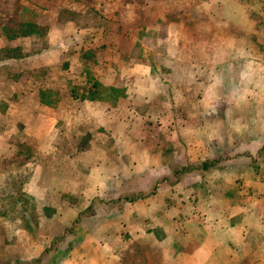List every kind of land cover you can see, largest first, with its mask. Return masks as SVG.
I'll use <instances>...</instances> for the list:
<instances>
[{
  "label": "crops",
  "instance_id": "crops-1",
  "mask_svg": "<svg viewBox=\"0 0 264 264\" xmlns=\"http://www.w3.org/2000/svg\"><path fill=\"white\" fill-rule=\"evenodd\" d=\"M41 1L46 10L32 7L49 15L46 48L23 53L24 36L18 32L11 40V52L20 55L0 59V67L8 66L12 74L11 78L0 76V166L15 156L18 142L36 144L35 153L47 158L43 163H25L30 174L22 192L39 203L41 211L63 213L69 216V223L76 220L73 242L78 246L68 249L54 264H264V171L249 173L246 164L235 169L232 160L217 157L231 149V143L216 141L217 123L226 124L233 116L247 120L240 112L246 106L236 104L231 92L240 80L230 76L232 68L240 73L242 62L244 66L264 60V52L255 50V43L241 31L255 10L259 13L257 35L264 48V3ZM136 5L144 13L148 11V16L154 6L157 14L152 15L163 21L168 20V13L176 14V24L168 28L166 52H159L163 55L159 63L151 61L146 46L137 58L121 48L122 40H136L135 28L120 27L125 20H137ZM186 6H192L189 13ZM180 8L183 13H172ZM145 20L151 21L147 16ZM185 22H202L203 30L185 31ZM219 25L225 29L206 30ZM194 34L214 40L212 50L201 53L190 45L189 37ZM100 39L105 42L101 44ZM71 40L78 46L74 50L68 48ZM0 42L10 41L0 38ZM85 44L105 46L102 51H106L107 61L95 67L110 72L112 86L114 80H120L123 95L111 105L90 96L95 80L86 79L84 72L80 84L85 91L66 94L64 106L42 103L41 86L32 77L24 78V73L58 68L70 79L76 63L82 70H90L84 61L90 51ZM5 46L0 45V50ZM216 77L222 83L210 91ZM199 86L202 91L196 88ZM46 88L55 89L51 84ZM258 100L264 102V96H256ZM138 102L145 107L139 108ZM71 131L82 143L77 152L66 154L61 150L69 145ZM65 138L69 142L59 150L58 142ZM236 147L245 151L262 148ZM237 180L241 188L233 191L231 186ZM237 194L239 201L235 200ZM16 230L13 236L23 241L3 239L5 246L22 249L19 257L23 261L39 260L37 253L29 254L39 239L38 243L24 242L23 229ZM51 257L52 252L40 264Z\"/></svg>",
  "mask_w": 264,
  "mask_h": 264
},
{
  "label": "rangeland",
  "instance_id": "rangeland-1",
  "mask_svg": "<svg viewBox=\"0 0 264 264\" xmlns=\"http://www.w3.org/2000/svg\"><path fill=\"white\" fill-rule=\"evenodd\" d=\"M262 2L264 3V0H261V3ZM41 3V0H0V38L10 41L8 44L5 42H0L1 46L4 44L6 45L5 48L0 50L1 60L6 58H15V56L20 55V52H11V49L13 50L11 40H15L13 38L18 32L24 36V40L21 41L24 48L23 53H36L46 48L47 21H49V15L47 13L45 14L43 12H37V10L32 7L33 5H37V7L40 9L45 8L44 10H46V7L42 6ZM170 8L171 6L166 7L168 10ZM186 8L188 10L187 13H189V10L192 9V6H186ZM257 8L258 7H256V9ZM150 9V16H148V11L144 13L145 10L142 8V6L138 7L136 5L137 20L134 23L127 22L126 20L120 23V27L122 29L129 27L135 28L137 30L136 40L132 41L131 38L122 40L121 48L125 51H128V53L131 51L132 58H137L138 56H142L146 46L148 47L151 61L154 63H159L163 57V55L159 52H166L165 45L166 36L169 31L168 28H173L176 24L174 21L176 14L171 15L168 13V20L163 21L156 19L158 18L157 15H152L157 14V9L154 6L150 7ZM180 9L181 10L177 9V12L174 11L172 13H183V9ZM251 13H253V15L250 17L249 22L245 26L241 27V31L243 34H248V39L255 43V50L258 48L259 51L261 50L264 52V48L262 46L263 43L259 41L260 38L257 35L256 21L259 13L257 14L255 10H251ZM63 16L67 18V15L63 14ZM146 16L151 21H146ZM127 17H129V14L125 15V18ZM262 23L263 22H261V24ZM111 24L113 26L117 25L115 22H112ZM208 29L223 31L225 28L223 25H219L213 27L211 26L206 30ZM184 30L189 32L203 30V23L198 22L196 24H192L191 22H185ZM232 31L236 32L238 30L232 28ZM31 35H33V37H26ZM71 41L73 44L69 42L68 48L74 50L75 47L78 46L75 44L74 40ZM100 41L102 44L105 42V39H100ZM189 42L190 45L192 44L195 48H200L201 53L203 50H207L208 48L212 50L214 46V40L207 39L203 35L196 36V34H194L189 37ZM85 45L88 47L87 49L90 48V51L87 52L88 54L85 55L86 60H84L86 65L90 66V70H82V66H79L76 63V65H74L72 68V77H70V79L65 76L61 70L59 71L58 68L52 71L41 69L39 72H35L33 74L28 72L24 73V78L32 77L41 86L40 94L43 95H40L41 100L44 99L43 101L47 100L49 101L48 103L64 106L68 103L67 99L65 101L66 94L74 92L76 94H80L81 91H85L83 86L80 84V76H83L84 72L86 73V79L95 80L94 83L91 82L92 86L91 90L89 91V93H91V95L89 94L90 96L95 95L96 97L104 100L105 104L111 105L113 102H115V98L123 95L125 88L122 87L120 80H114V86H112L111 80L109 79L110 72L95 67L97 63L107 61L108 57H106L103 53L105 50L102 51L105 46H95V48H91V46L87 44ZM125 55L127 54L125 53ZM67 57H69V55ZM72 57L70 56L71 61ZM98 57H100V61H98ZM74 61L78 62L77 58H74ZM236 61L238 63L239 60ZM255 63L257 65H264V60L262 62L260 60H255ZM101 66H103V63L98 65L99 68H101ZM231 71L232 73L230 78L232 80L238 79L239 70L237 68H232ZM0 76L11 78L10 76H12V74L8 66L0 67ZM260 77V82L264 84V73H261ZM116 83H118V85ZM49 84L53 85L55 89L52 88V90H48L46 87ZM66 85H68V91L65 90ZM196 88L199 90L201 89L202 91L203 87L199 86ZM234 88L235 87H231L232 94ZM254 93L255 95L250 96L247 103H240L246 106L244 108L245 112L243 109L240 112L246 114L247 120L244 121L245 117L238 119L237 117L233 116L230 119H226V124L219 122L217 123L219 134L216 135L217 142L223 141L226 144L231 143V149L222 152L217 157L224 161L232 160L231 165L235 167V169L243 164H246L249 173H254L259 169L264 171V102L262 100L256 101V96H264V90H261L260 88H254ZM221 95H223V93ZM170 103L175 106V103L172 100ZM236 104L239 103L236 102ZM137 106L143 109L145 107V103L138 102ZM237 113L238 112L235 114L237 115ZM261 115H263V117H261ZM245 128L247 129L246 133L240 134L239 131L244 130ZM229 129L231 130L230 134L227 132ZM261 129L263 131L262 133L260 131ZM84 131L85 129H83V132ZM68 135L70 136L69 145H66L64 150H61V147L64 146V143L67 141L68 144L69 142V140L65 138L64 140L58 142L60 148L59 150L66 154H74L79 150L82 142L79 140V137L72 133V131L68 132ZM59 137L63 136L61 135ZM86 137H89V135L86 134L85 139ZM85 139H83V143H85ZM18 143L17 146L20 145V147H18L19 150L16 152L15 156L5 160L2 163V166H0V264H40V262L42 263L44 257L46 259L47 254L51 252L52 257L47 259L48 261H45V264L47 262L54 264V262L57 261L61 255H64L68 249L70 250L73 247L78 246V243L73 242L75 241L74 237L77 232L75 230L76 222H74L76 220H73L71 223H69V216H65L63 213L58 215L55 212H48L47 214L45 212L46 208H42L41 211L40 204L36 203L32 198L26 196L22 192L23 182L29 177L30 174V166H26V164L29 161H40L43 163L47 161V158L43 155H37V153H35V151H37L36 148H34L36 144H28V142L21 144ZM239 144H241L242 147L244 145H259L262 146V148L257 151L256 148L253 147L251 150L249 148L248 151H245L239 147L235 148V146H238ZM240 188L241 184L239 180H237L231 186L233 191L240 190ZM239 197L240 196L237 194L235 200L239 201ZM132 200H134V198H132ZM48 203L50 205L53 204V200H49ZM17 227L23 229L21 231L25 236L24 242L30 241L31 244L32 241L35 240L37 242V239H39L40 245L38 244L32 246L33 250L29 253H37L39 260L23 261L19 257V253L23 252L22 249L11 250L5 246V242H16L17 237L13 236V233L18 231L16 230ZM27 237L30 240H27ZM3 239L5 241L4 243ZM21 240L22 239L17 240V242H20Z\"/></svg>",
  "mask_w": 264,
  "mask_h": 264
},
{
  "label": "clouds",
  "instance_id": "clouds-1",
  "mask_svg": "<svg viewBox=\"0 0 264 264\" xmlns=\"http://www.w3.org/2000/svg\"><path fill=\"white\" fill-rule=\"evenodd\" d=\"M264 73V66L257 65L252 61L244 64L239 73L240 84L233 90V98L237 103H247L250 96L255 95L254 88L264 90V84L260 82V74ZM222 83L219 77L214 79L210 91Z\"/></svg>",
  "mask_w": 264,
  "mask_h": 264
},
{
  "label": "trees",
  "instance_id": "trees-1",
  "mask_svg": "<svg viewBox=\"0 0 264 264\" xmlns=\"http://www.w3.org/2000/svg\"><path fill=\"white\" fill-rule=\"evenodd\" d=\"M42 94H43V93H42ZM41 96H43V95H41ZM43 100H44V99H43ZM41 102L47 104L49 101H47V100H46V101H42V100H41ZM48 104H51V103H48Z\"/></svg>",
  "mask_w": 264,
  "mask_h": 264
}]
</instances>
